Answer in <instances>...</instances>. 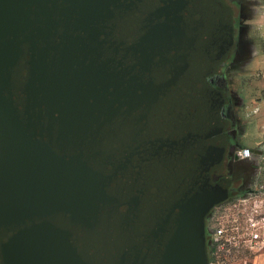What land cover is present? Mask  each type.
<instances>
[{"label":"water","instance_id":"water-1","mask_svg":"<svg viewBox=\"0 0 264 264\" xmlns=\"http://www.w3.org/2000/svg\"><path fill=\"white\" fill-rule=\"evenodd\" d=\"M157 3L0 0V264H207L146 159Z\"/></svg>","mask_w":264,"mask_h":264},{"label":"flooded vegetation","instance_id":"flooded-vegetation-1","mask_svg":"<svg viewBox=\"0 0 264 264\" xmlns=\"http://www.w3.org/2000/svg\"><path fill=\"white\" fill-rule=\"evenodd\" d=\"M211 1L159 0L160 4L157 3L163 18L159 49L162 65L146 150V159L155 176L152 180L161 187L159 181L164 182L170 197L182 200L188 213L196 214L202 237L215 208L243 193L251 174L246 161L250 169L248 175L243 168L240 171L236 168L243 160L234 157L232 148L242 144L237 120L231 112L232 98L225 87L228 69L225 72L217 69L222 60L217 58L218 72L210 76L207 104L202 105L195 98L194 86H191L200 67L212 65L214 58L224 54L231 35L233 49L227 52L224 61L231 57L232 64L242 48L239 28L232 23L228 27L215 21L217 12H211ZM230 15L232 17L231 12ZM230 15H227L229 20ZM239 16L236 18L238 25ZM218 90L220 92H216ZM218 101L222 108L216 107ZM214 106L223 118L220 119L223 127L215 123L212 111L208 114ZM227 117H231V121ZM219 186L227 190L218 197Z\"/></svg>","mask_w":264,"mask_h":264},{"label":"rangeland","instance_id":"rangeland-1","mask_svg":"<svg viewBox=\"0 0 264 264\" xmlns=\"http://www.w3.org/2000/svg\"><path fill=\"white\" fill-rule=\"evenodd\" d=\"M245 2L246 0L211 1V12H217L215 21H219L228 27H231L230 25L232 23L233 26L239 28V41L240 45L242 44V48L232 64L231 57H228L224 61L227 52L233 49L230 39L225 45L224 54L220 51L223 54L222 56L219 55L214 58L212 60V65L200 67L195 72L196 75L193 76L191 86L192 84L194 86L193 92L195 98L197 97L201 104L205 105V103L207 104L209 102L210 98V91L207 85L212 81V77H210L211 74H213L214 71L218 72L217 69L223 72L228 69L225 74V87L232 98L231 112L234 114L237 125L239 126L238 132H240L241 138L239 142L243 146H251L250 148L256 149L264 147V2L263 0H259L260 11L254 8L255 6L252 8H250V6L248 7ZM224 9L226 10V15ZM228 14L230 15V20L227 18ZM239 14L238 25L236 18ZM217 58L218 60H222V63L219 65V68L216 69L218 66ZM216 92L220 91L218 90ZM218 97L219 99L222 98L220 96ZM216 107L222 108V103L218 101ZM258 107L260 109H258ZM210 111L213 112L212 114H214L213 116L215 120H217L215 123L217 125L221 124L223 127L224 122L221 121L223 118L217 113L218 110L215 109V106L214 109L208 110V114ZM227 118L231 121V117ZM230 135H232V132H230ZM238 148L239 147H233L232 149L236 151ZM244 165H246V167H244ZM236 168L239 171L243 168L245 171L244 173L247 175L250 173V169L252 172V167L250 166L249 169V166L244 161L238 162ZM212 174L213 173L209 174V177H211ZM247 175L243 177V181H245ZM226 190L225 186H219L217 196L219 197L220 194H224ZM207 234L208 232L205 231L202 240V251L204 258L208 261L210 242ZM255 256L258 255H250L235 260L230 264H248Z\"/></svg>","mask_w":264,"mask_h":264},{"label":"built area","instance_id":"built-area-1","mask_svg":"<svg viewBox=\"0 0 264 264\" xmlns=\"http://www.w3.org/2000/svg\"><path fill=\"white\" fill-rule=\"evenodd\" d=\"M234 157L248 162L252 172L245 191L217 206L208 220L207 264H230L264 252V147L241 146Z\"/></svg>","mask_w":264,"mask_h":264},{"label":"crops","instance_id":"crops-1","mask_svg":"<svg viewBox=\"0 0 264 264\" xmlns=\"http://www.w3.org/2000/svg\"><path fill=\"white\" fill-rule=\"evenodd\" d=\"M263 2H264V0H263ZM242 3H243V1H242ZM245 3L248 5V7L250 6V8H252L253 6H255L254 8H257L259 10V7H260L259 6V0H246ZM257 5H258V7H257ZM230 37H231V41H232L233 40L232 35ZM258 109H260V108L258 107ZM241 146H243V145H241ZM257 255L258 256H255L252 261L248 262V264H264V252H261V253H259Z\"/></svg>","mask_w":264,"mask_h":264},{"label":"trees","instance_id":"trees-1","mask_svg":"<svg viewBox=\"0 0 264 264\" xmlns=\"http://www.w3.org/2000/svg\"><path fill=\"white\" fill-rule=\"evenodd\" d=\"M214 249H215V247L213 246L211 251H214Z\"/></svg>","mask_w":264,"mask_h":264}]
</instances>
